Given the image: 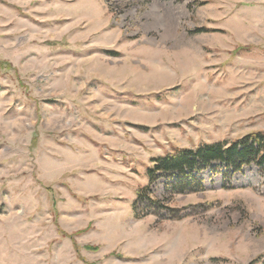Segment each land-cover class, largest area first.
Returning <instances> with one entry per match:
<instances>
[{
	"label": "rangeland",
	"instance_id": "374dc122",
	"mask_svg": "<svg viewBox=\"0 0 264 264\" xmlns=\"http://www.w3.org/2000/svg\"><path fill=\"white\" fill-rule=\"evenodd\" d=\"M256 131L264 0H0V264H264L256 165L138 194Z\"/></svg>",
	"mask_w": 264,
	"mask_h": 264
},
{
	"label": "trees",
	"instance_id": "16d2710c",
	"mask_svg": "<svg viewBox=\"0 0 264 264\" xmlns=\"http://www.w3.org/2000/svg\"><path fill=\"white\" fill-rule=\"evenodd\" d=\"M203 31L207 29L199 28L194 32ZM214 163L224 166L226 177L229 179L232 174L251 164L264 173V132H252L231 142L200 143L196 148L174 147L170 152L152 160V165L148 166L146 171L149 184L141 188L138 194L148 195L151 185L162 175H176L179 180L174 186L181 192L201 188L202 181L196 178L194 173L203 172Z\"/></svg>",
	"mask_w": 264,
	"mask_h": 264
}]
</instances>
